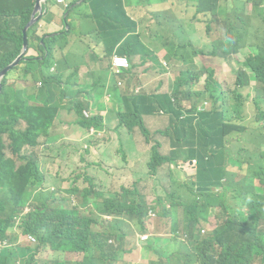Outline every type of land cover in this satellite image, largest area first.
Masks as SVG:
<instances>
[{"label": "trees", "instance_id": "16d2710c", "mask_svg": "<svg viewBox=\"0 0 264 264\" xmlns=\"http://www.w3.org/2000/svg\"><path fill=\"white\" fill-rule=\"evenodd\" d=\"M186 1L196 5L197 13L204 15L207 23L209 20L218 23V14H221L226 34L225 38L212 44L210 53L202 48L203 32L196 42H185L182 47L176 46V53L169 52L167 58L185 55L191 60L189 66H193V69H187L189 77L182 74L178 77L174 88L179 91L173 90L170 94L124 97L128 92L122 95L121 89L126 87L127 78L117 73L115 76L103 68L119 45L124 43L117 53L132 56L135 42L141 44L139 35L128 38L136 24L126 16L121 1L75 0L71 4L76 10L75 19L84 24L91 18L96 21L93 28L82 30L81 25L78 27L81 37L90 42L76 60L73 74L67 72L71 69L70 57L74 53L60 44L66 40L55 39L62 34L46 41L50 34L41 36L38 33L42 19L28 30V51L19 66L3 79L0 95V264H117L124 260L123 245L127 238L124 228L128 222L135 223L140 232H146L144 220L148 206L138 187L123 188L108 197L82 195V200L72 205L78 194L63 179L66 158L61 151L67 144L49 142L52 127L65 107L59 103L57 94L62 88L61 93L69 101L78 95L82 97L71 103V107L78 109V112L72 109L78 116L77 124L86 130L98 129L101 142L94 149L101 153L104 173L115 174L127 168L130 161L127 150L134 144L135 126L147 132L144 123L137 119L157 117L154 114L169 116L166 129L155 133L171 141L168 154L161 153L158 141H151L149 171L137 173L133 180V186L140 182L154 185L157 198L152 201L153 208L157 217L166 221L162 236L169 241V251L165 256L155 250L156 256L146 264H257L258 261L264 264V135L254 136L261 142L253 147L248 127L243 124L250 118L247 109L252 103L258 111L255 123L264 129V27L253 31L260 50L243 62L235 87L226 89L220 79H216L213 69L199 71L195 62L202 63L207 56L230 60L235 53L232 49L238 48L236 31L251 32V19H244L236 12L232 18L230 6L222 0ZM259 1L254 9L264 23V0ZM144 3L151 5L153 2L144 0ZM35 4L36 0L0 1V15L12 14L16 18L13 22L20 23L12 27L0 21L3 22L0 24V73L22 54L24 30L32 19ZM120 15L128 28L114 40L106 35L116 30ZM50 16L53 17L51 13ZM65 17L64 29L70 34L73 27L68 11H65ZM167 21L163 28L167 27ZM101 44L107 56L100 50ZM245 48V45L240 46L238 52ZM225 49L231 52H225ZM30 50L37 55H29ZM81 72L84 80L79 82L77 76ZM124 74L131 78L132 69ZM204 76L206 79L202 84ZM11 79L13 83H10ZM252 79L256 80L254 86ZM18 83H22L25 90H18ZM39 83L42 86L37 88ZM196 85H200V91ZM211 89L213 92L208 94ZM215 89H218V95ZM35 91H42V95L33 103L37 97L32 94ZM206 93L211 104L206 102L199 106L193 103L195 97ZM90 97L98 106L107 102L103 111L110 110L115 115L118 124L114 129H105L102 115L92 119L84 116V110L92 107ZM184 101L191 103L187 106ZM99 139L94 135L89 137L90 142ZM232 145L249 158L243 157L242 153H232ZM46 153H52L55 159L50 165L46 164ZM191 162L195 163V173L186 183L194 187L190 189L192 202L187 204L168 193L165 198L157 187L160 171H167V178L173 185L177 180L172 170L168 172L169 165L178 167ZM236 164L240 167L239 173L230 166ZM237 174L243 178L238 183L235 181ZM55 179L63 186L51 192L47 182ZM256 180L262 187L261 193L255 189ZM199 187L212 190L197 192ZM210 214L215 218L216 226L205 229ZM107 215L116 220L106 223L104 216ZM25 235L35 237L38 245L23 247L21 238ZM113 238L117 239L118 245L110 243ZM64 247L68 249L64 250ZM47 248L57 254L66 253L70 259L61 255L38 259L40 250ZM29 255L32 256L29 259H20V256Z\"/></svg>", "mask_w": 264, "mask_h": 264}, {"label": "rangeland", "instance_id": "374dc122", "mask_svg": "<svg viewBox=\"0 0 264 264\" xmlns=\"http://www.w3.org/2000/svg\"><path fill=\"white\" fill-rule=\"evenodd\" d=\"M1 1V0H0ZM116 1H121L123 2L126 6L127 4L132 5L136 3V7H129L127 6L126 9V16L133 22L136 24L135 27L132 28V33L128 36V38H131L133 36H137V35H142L143 38V44L144 47L147 49L148 48V44H147V37H149L150 35H154L156 33H158V31L161 32V30L159 29V24L165 20L171 19V18H183V17H192V16H197V18H201V15L199 13H197V7L194 3H190L189 1L186 0H150L153 3L145 8H141L140 5H144L143 2L144 0H116ZM43 2V7L46 6V14L44 15L45 18H51L50 16V10L57 5V0H48L47 3L44 2V0H42ZM161 2V3H160ZM222 2L227 3L230 6V13L229 15L233 18L236 14H240V15H244L245 17H251L252 21H251V26L253 27V29L251 30V32H248L246 34H242L241 32H237L236 31V41L238 43V48L237 49H232V52L237 53L238 49L240 48V46L245 45L246 49L241 51L238 54H235L230 60H220V62L222 63L220 66L218 65V62L216 60H214V67L215 69H213L217 75L216 79H220L221 85L226 88V89H233L235 87V83L237 80V75H238V71L242 68V64L243 62L247 59V58H251L254 55H256L258 53V51L260 50V45L258 43L257 38L253 35L254 32L256 30L257 27L261 26L260 21L258 20V14L255 12L254 9V5L259 4L260 1L259 0H222ZM70 4V1H66L64 5H62L61 7L69 12V16L72 19L71 20V26L73 27V31H71L70 34H67L69 32V30H65L63 29L61 32L59 33H52L50 34V37H46V41H52L53 39H51L53 36H57L58 34H62L59 38H55L56 41H62V40H66L61 42L60 44H63L65 47H68L67 49L72 48L74 52H76L77 54L71 56V66L73 64H76V60L78 58H80L83 53L86 51L87 49V45L90 42L89 40H85L84 38H82L81 34L77 31L78 27H79V23L77 21H75V9H74V5H71L70 8H66L67 5ZM122 6V5H121ZM114 8L118 7V6H113ZM244 9V12L241 13V11ZM53 10V9H52ZM54 11V10H53ZM236 12V14H235ZM33 15H34V11L32 13V19H33ZM39 17H41V15H39ZM63 15L59 12L58 17H56V19L58 21H62L66 19L63 18ZM43 18V16L41 17V19ZM74 18V19H73ZM40 19V20H41ZM16 18L13 17V15H5V14H1L0 15V21H4V23L8 26H12L15 27L17 25H19L20 23H16L13 22L15 21ZM179 21H183L186 22V20H181L178 19ZM0 24H3V22H0ZM96 24V21L91 18L88 19L86 24L82 23V30L85 27L88 28H93ZM63 25L65 26L66 24L63 23ZM34 26V25H33ZM32 26V27H33ZM42 30H44L46 28L45 24H41L40 25ZM63 26V27H64ZM203 27L208 28L211 27V38L212 39H220L226 32L225 30V26H224V18L221 14H218V23H215L212 20L208 21V25L203 23ZM163 29H167V27L163 28ZM40 33V32H38ZM63 33H66L63 34ZM179 33H176V37H175V43H178L180 41V37H179ZM262 36L264 38V33H262ZM199 37L198 32L194 33L192 38H197ZM87 39H92L91 37H88ZM55 41V40H54ZM43 42V41H42ZM188 43V42H187ZM58 44V43H57ZM124 43L120 45L119 50L120 51L123 47ZM103 47V44H101V48ZM141 50V48H138L137 51L139 53V51ZM27 53V52H26ZM29 55L32 56H36L37 53L34 50H30ZM145 55L144 54H139L133 58H131L133 63H140L144 60ZM163 61L166 62L165 65H163ZM189 62L191 63V60H188V58L185 55L182 56H173L170 55L169 58H160L158 56H156L154 58V65L156 70L161 73L164 74V76L162 77V79L164 81H166L169 76H173L175 72L180 73L184 76V77H189V73H188V67H191L193 69V66H189ZM102 66V65H100ZM18 67V66H17ZM208 65L207 64H199L198 66V70L199 71H205L207 70ZM100 68V67H99ZM105 69H108L109 71L113 72L115 74V76H117L116 72L113 70L112 68V63L110 62V58H107V62L104 65ZM212 69V68H211ZM75 73V67L69 70V72H67V74H73ZM86 73V72H84ZM66 74V75H67ZM93 75V72H92ZM143 76V75H142ZM141 76V77H142ZM78 80L79 82H82L84 80L83 77V73H79L78 74ZM206 79V76H204V78H202V82H204ZM138 78L135 79V82H137ZM13 79L10 80V83H13ZM256 80L252 79L251 80V84L254 86L255 85ZM19 85L17 86L18 90H25V87L23 86L22 83H18ZM35 86V85H34ZM33 86V87H34ZM37 88H40V84L36 86ZM63 87V86H62ZM130 87L132 88V90L130 92L127 93L126 97L128 98H134L136 96V84L132 83L130 85ZM31 89V88H30ZM195 89V87H194ZM174 92H178L179 88H173ZM63 91V88L61 90L57 91L58 94V100L59 103L62 104V107L65 106L66 104L69 103V109L72 110L74 109L76 112H78V109L75 107H71V103L74 100H82L81 96H76L74 99H71L69 101V99L66 96H63V94L61 93ZM141 91V90H139ZM40 92L42 91H35L32 94H37V97L35 99L32 100L33 103H35L36 101L39 100V96L42 95L40 94ZM213 92V89H211V91L208 94H211ZM208 94H202L201 96L195 97L193 100V103L201 106L203 104H205L206 102L211 104L210 100L208 99ZM215 94L218 95V89H215ZM120 95V93H119ZM111 105V103H109V106ZM107 107V102H105L104 104L100 105V109L98 110L96 107L92 108V109H87L90 110L93 113V116L95 115H101L103 114V121L105 122L104 125L106 126L105 129L107 130H111L114 129L116 127V125L118 124L117 119L115 118V115L112 114L109 111L105 112L103 111L105 108ZM63 109V108H62ZM61 109V110H62ZM248 114H249V119L247 121H245L243 124L245 126L248 127V133L251 134V140L253 142V147L255 145H257V143L261 142V141H257L256 139H254V136L260 135L261 130H260V125L258 123H255L256 120V115L258 114V111L255 109V107L253 106L252 103H250L248 105ZM134 119V116H130ZM139 121H142L144 123V126L147 130V132H144L139 126H135V130L134 133H132L133 139H134V144L127 150L130 156V162H131V166L135 171L138 172H148V166L147 163L149 161V156H148V148H149V143L153 140L158 141L161 144V153L163 155L168 154L169 152V140L167 138L161 137L160 135H156L155 133L157 131H163L166 129V127L168 126V119H160L158 117H145L143 116L140 119H137ZM58 122H61L62 124H67L68 120L63 117L61 115V112L59 113L57 120H56V124ZM55 124V125H56ZM25 126V125H24ZM54 127H52L53 129ZM261 136V135H260ZM54 140L57 141L60 139V136L55 135L53 136ZM149 139V140H148ZM101 142V140H97V141H87V142H82V141H78V140H70V141H65V143L67 144L66 147H64V151L67 155L68 158H70L71 160H74L75 157L77 155H79V153L82 151L83 148H86L88 146H92L95 147V145ZM232 153L238 155L239 153L243 154V157L245 158H249L247 154H245L244 152H239L238 150H236V147L234 145L230 146ZM241 149V148H240ZM263 164H264V159H263ZM234 168V171L236 173H239L240 171V167L236 164V165H230ZM173 172L175 179L177 180L176 183H174L173 185L171 184V182L169 181V179H167L166 177H162L160 179V183L158 184V188L160 189L161 194L166 198L165 193H168L169 195H174L177 197L181 198V201H185L187 204H190L192 202L193 199V194L190 191V189H194L193 185L191 183L187 184V180L188 177L194 175L195 173V163H190L189 165H182V166H171L169 165V169L168 172ZM60 172L62 173V170H60ZM65 178H63L62 176H60V178L64 179L65 182L71 183V180L74 179V173L77 172L76 170V165L74 161L69 162L65 169ZM160 173L162 175H167V171L166 170H161ZM77 181H75L74 183H76ZM73 184V183H72ZM71 184V185H72ZM88 181H86L84 184H81V187L84 188L85 186H87ZM69 187V184L68 186ZM154 185L153 184H144V190L147 192L146 198L148 202L154 201L157 197H156V190L153 189ZM190 187V188H189ZM77 190H79L76 187ZM88 189V188H86ZM255 189L256 191H258L259 193H261L262 191V187L259 184L258 180L255 181ZM82 191V190H79ZM51 192H55V188H51ZM65 196H63L64 198ZM82 200V194H78V197L75 198V202L72 201V205L75 206L77 205L80 201ZM209 221L206 225L205 229H214L216 226V220L214 217H212V214L209 215ZM164 223H166L165 219H162L159 215L158 218L154 221L155 225H158L159 227H162L164 225ZM264 227V224H263ZM207 233V232H206ZM206 235V234H204ZM21 236V235H20ZM22 245L23 246H30V247H34L37 245V242L34 244L29 243L26 240L22 241ZM133 248H135L133 254H134V260L135 262H137L138 258L140 257V252H141V246H138L137 244L133 245ZM64 250H67V247L63 248ZM155 250H159L161 252H163V255H167L168 251H169V241L167 239H156V240H152L150 242V252L154 253ZM58 255H61V257L66 258V259H70L69 256L64 253V254H57L52 252L51 250H42L37 258L40 260H47V259H52L53 257H56ZM32 256H20V259H29ZM135 262H131L130 264H137ZM260 261H258L257 264Z\"/></svg>", "mask_w": 264, "mask_h": 264}, {"label": "crops", "instance_id": "0c3cea01", "mask_svg": "<svg viewBox=\"0 0 264 264\" xmlns=\"http://www.w3.org/2000/svg\"><path fill=\"white\" fill-rule=\"evenodd\" d=\"M48 0H44L45 3H47ZM68 0H64V3H59L57 0V5H55L52 9L50 10L51 15L53 16L52 18H45L43 17L41 20V24H45L46 28L42 30V28H39L40 35H47V34H52V33H59L64 29L63 25V20L58 21L56 17H58L59 12L63 15L62 19L65 18V10L61 7L62 5L65 4V2ZM71 5L74 3L75 0H69ZM161 3V2H160ZM144 5H140L141 8H145L149 6V3H144ZM67 5V7L69 6ZM125 10L127 9V6L129 7H136V3L127 6L124 4ZM66 7V8H67ZM201 15V14H200ZM121 18L118 27L114 32H111L107 34L106 36L109 38H113L116 40L118 37L121 36L122 33L125 32L126 28H128V25L124 21V17L122 15L119 16ZM178 19L181 20H186V22L179 21ZM79 23V25L82 26V21L79 19H75ZM173 21V24L171 23ZM164 22H161L159 24V29L161 30L158 31V33L154 35H150L147 37V44L148 48L146 49L143 44V36L139 35L141 44H138L135 42V49L134 53L131 58L139 55V54H144V60L140 63H133L131 60V69L133 72V76L131 78H128L127 76L124 77L127 78L126 81V87L124 89H121L122 95L125 92H130L132 88L130 85L132 83L136 84V95H163V94H170L173 91V88L175 86V83L178 79V77L181 76V73L175 72L173 76H169V78L164 81L162 77L164 74L159 73L155 65L153 63L154 58L156 56L164 59L167 58L169 52L171 53H176L177 45L179 47H182V44L185 42H190V41H197V38H192L193 34L198 32L200 35L203 32V39L204 43L202 48L205 49L207 52H211L210 49V39L207 37L206 33V28L203 27V23L207 24L206 18L204 15H201V18H197V16H192V17H183V18H171L168 19L167 21V29H163ZM176 33H179V37L181 38L178 43H175V37ZM200 47V45H198ZM120 45L115 49V53L118 52ZM138 48H141V50L137 51ZM201 48V47H200ZM72 51L73 49L70 48ZM102 53H105L104 46L100 49ZM75 54L76 52L72 51ZM106 55V53H105ZM107 56V55H106ZM214 60L218 62V65L220 66L222 63L220 60L217 58H206V60L202 59V63H197L199 64H207V68H213L214 67ZM111 62V58H110ZM166 62L163 61V65H165ZM76 64H73L71 68L73 69ZM143 75V76H142ZM142 76V77H141ZM137 82H135V79H137ZM204 84V82H201ZM197 89L200 90V85L197 86ZM141 90V91H139ZM127 95V93L124 95V97ZM90 102L92 104V108L96 107L98 110L100 109V106L96 105L92 98L90 97ZM187 106L191 103L190 101H184ZM93 114V113H92ZM61 115L65 117L68 120L67 124H62L61 122H58L54 128L51 130L50 133V139L49 142H54V137L55 135L60 136V139L57 140L56 142L58 144L64 143L65 141H70V140H78L82 142H87L89 141V138L87 137L88 131L84 128H82L80 125L77 124L78 121V116L75 113L74 110H70L68 104L65 105V107L61 110ZM103 116V114H101ZM155 116L161 118V119H168V115H163V114H154ZM261 133L260 135H264V129L260 128ZM99 139V138H97ZM169 144H171V141L169 140ZM150 146L148 150H150ZM63 153V156L66 158L65 161V167L66 165L74 161L76 165V170L77 172L74 173V179L71 180L70 185H77L78 187H81V184L85 182V175L86 174L88 177L92 178L94 181L93 183L98 184L101 186L105 191H110V192H118L120 191L123 187L129 188V187H135L133 186V180L135 179V175L137 173H147V172H138L135 171L132 166L131 162L129 161V164L126 169L115 173V174H109V173H104L102 171V163L100 159V152L94 149L92 146H88L86 149L83 148L82 151L75 157L74 160H71L70 158L67 157L65 151H61ZM46 164L50 165L52 164L55 159L53 158L52 153H46ZM81 175L82 177L78 180L77 184H74L75 180L78 178V176ZM159 177V181L162 177H166L167 175H162ZM168 179V178H167ZM242 177L237 174V177L235 178V181L238 183L242 181ZM160 183V182H159ZM71 185V186H72ZM48 187H60L63 186L62 182L55 179V180H49L47 182ZM136 186H138L145 194L147 192L144 190V183L140 182ZM262 192V191H261ZM150 233L152 234V237L147 241V242H142L139 238V231L135 228L134 225L131 226V228L128 229V237L124 241L123 249L125 250V256L124 260L122 263L119 264H128L131 263L132 261L135 262L134 260V250L133 248L134 244H137L138 246H141V252H140V257L138 258L137 264H146L151 258L155 257L156 255L154 253H151L150 250L148 249V242L152 241L155 238H162V239H167L165 236H162L165 233V227L164 225L162 227H159L158 225H153L150 226Z\"/></svg>", "mask_w": 264, "mask_h": 264}, {"label": "clouds", "instance_id": "9594fccd", "mask_svg": "<svg viewBox=\"0 0 264 264\" xmlns=\"http://www.w3.org/2000/svg\"><path fill=\"white\" fill-rule=\"evenodd\" d=\"M59 1V0H58ZM62 3H64V0H63V2ZM70 7V5L67 7V8H69ZM66 11V10H65ZM244 11H241V13H243ZM257 13V12H256ZM258 14V20H259V13H257ZM241 17H243L244 19H251L250 20V25H251V21H252V18L251 17H245L244 15H240ZM260 21V23H261V26L262 27H264V23H262L261 22V20H259ZM261 26H259V27H261ZM258 28V27H257ZM208 29H210V31L208 32ZM263 30H264V28H263ZM206 33H207V37H208V39H210V42H211V45H210V49H211V51H212V48H211V46H212V44L215 42V41H219V40H221V39H223V38H225V34L220 38V39H212L211 38V28L210 27H208V28H206ZM246 49V48H245ZM245 49H242V50H240L239 52H237V53H234V55L235 54H238V53H240L241 51H243V50H245ZM205 50V49H204ZM206 51V50H205ZM225 52H231L230 50H228V49H225L224 50ZM207 52V51H206ZM210 53V52H209ZM116 55H118V56H123V57H126L128 60H129V63H130V67L128 68V69H126V70H124L123 71V73L121 74V75H124V73H125V71H127V70H129V69H131V60H130V57L129 56H127V55H122V54H119V53H115L114 52V54L110 57L111 58V63H112V65H113V58H114V56H116ZM207 58H217L218 60H222V59H224V60H228V59H225V58H221V57H213V56H207ZM196 63V62H195ZM196 66H197V68H198V65H197V63H196ZM211 68V67H210ZM213 69V68H212ZM204 78V77H203ZM202 82V81H201ZM197 86L198 85H196L195 87H196V89H197ZM198 90V89H197ZM198 91H200V90H198ZM90 109V108H89ZM85 111H88V112H90V113H92L90 110H87V109H85L84 110V112ZM83 112V113H84ZM85 116V115H84ZM92 117H93V115H91ZM90 119H92V118H90ZM92 128H95V127H91L90 129H88L87 131H88V135H87V137L89 138L91 135H90V130L92 129ZM96 129V128H95ZM97 131H98V129H96ZM96 138H99V136H95ZM87 148V147H86ZM85 148V149H86ZM85 175V182L86 181H88V184H87V186H85L84 188H80V187H78L77 185H72V187H73V189H74V192L75 193H77V194H82L83 196H85L86 194H90L91 196H95V195H103V196H106V197H108V196H110L111 194H114V193H119V192H121V190L123 189V188H126V187H123L120 191H118V192H110V191H105L101 186H99L98 184H95V183H93V179L92 178H90V177H88L86 174H84ZM82 176L81 175H79L78 176V178L75 180V181H77L78 182V180L81 178ZM236 177H237V175H236ZM235 177V178H236ZM77 182L76 183H74V184H77ZM84 182V183H85ZM83 183V184H84ZM76 187L79 189V190H82V191H79V190H77L76 189ZM135 187H138V186H135ZM51 188H53V187H50V189ZM86 188H88V189H86ZM134 188V187H133ZM132 188V189H133ZM138 189L140 190V192L145 196V195H147V194H145L139 187H138ZM55 191H57L56 190V188H55ZM145 198H146V196H145ZM146 203H147V206H148V212H147V216H146V218H145V220H144V222H145V229H146V232H144V233H142V232H140L138 229H137V227H136V225H135V223H132V222H128V224L125 226V228H124V232L127 234V237H128V229L129 228H131V226L132 225H134L135 226V228L139 231V238H140V240L142 241V242H147L151 237H152V234L150 233V226H153V225H155L154 224V221L158 218L157 217V215H156V213H155V210H154V208H153V204H152V201L151 202H148L147 201V198H146ZM104 220H105V222L106 223H110V222H113V221H115L116 220V218L114 217V216H104ZM155 239H157V238H155ZM160 239H162V238H160ZM182 239H185V237H183ZM23 240H26V241H28L29 243H31V244H34V243H36L37 242V240H36V238L35 237H33V236H31V235H25V236H23L22 238H21V242L23 241ZM154 240V239H153ZM110 243L112 244V245H118V241H117V239L116 238H113L111 241H110ZM37 245H38V243H37ZM36 245V246H37ZM36 246H34V247H36ZM23 247H30V246H23ZM42 250H51L50 248H47V249H42ZM42 250H40V252L42 251ZM52 251V250H51ZM53 252V251H52ZM119 263H122V262H119ZM119 263H117V264H119Z\"/></svg>", "mask_w": 264, "mask_h": 264}, {"label": "water", "instance_id": "95a60500", "mask_svg": "<svg viewBox=\"0 0 264 264\" xmlns=\"http://www.w3.org/2000/svg\"><path fill=\"white\" fill-rule=\"evenodd\" d=\"M42 0H36V4L34 7V15L33 19H31L30 23L26 26L24 30V45H23V50L22 54L10 65H8L1 73H0V95L2 93L3 89V79L8 75L9 72H11L14 68L19 66L21 60L24 58L26 55V52L28 51V40H27V32L28 30L37 22L40 21L41 17L43 16V5H42ZM41 15V17H39ZM194 163V162H191ZM211 188H197V192H202V191H211Z\"/></svg>", "mask_w": 264, "mask_h": 264}, {"label": "built area", "instance_id": "2783aa9c", "mask_svg": "<svg viewBox=\"0 0 264 264\" xmlns=\"http://www.w3.org/2000/svg\"><path fill=\"white\" fill-rule=\"evenodd\" d=\"M59 3H62L63 0H59ZM130 67V63L129 60L126 57L123 56H114L113 58V65L112 68L113 70L117 73V74H122L124 70L128 69ZM40 86H42L41 83H39ZM84 115L87 119L93 118L91 115H93L92 113L85 111ZM90 135H94V136H98V131L95 128H92L90 130Z\"/></svg>", "mask_w": 264, "mask_h": 264}]
</instances>
